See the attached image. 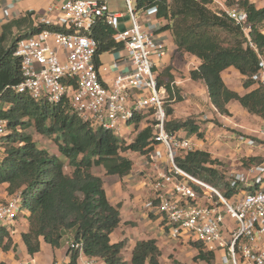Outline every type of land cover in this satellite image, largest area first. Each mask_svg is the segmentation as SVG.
<instances>
[{"label": "trees", "instance_id": "obj_1", "mask_svg": "<svg viewBox=\"0 0 264 264\" xmlns=\"http://www.w3.org/2000/svg\"><path fill=\"white\" fill-rule=\"evenodd\" d=\"M211 3V0H136L135 11L156 9V19L164 22L160 31L170 33L177 51L200 61L197 68L190 71V78L204 82L210 103L219 113L227 114L226 105L235 101L248 114L264 120L262 86L239 95L226 88L220 77L222 71L233 67L244 77V88L254 85L251 77L257 71L258 56L264 50L261 33L264 7L258 8L247 0L226 2L228 6L237 4L245 11L251 47L241 28L224 13L214 11ZM29 17L30 14L7 23L0 34V119L7 121L8 131L0 137V185H6L8 196H18L19 204L28 213V231L22 235V240L32 255L39 251L40 241L57 248L66 234L71 233L72 241L81 245L86 257L99 259L104 264H128L121 256L125 243L109 241V234L120 223L119 207L108 203L102 179L92 170L101 168L105 175L127 176L133 162L126 154L146 155L151 151L156 122L152 123L153 127L139 129L142 117L137 115L132 120L137 133L127 144L110 131L82 122L69 110L65 100L48 105L15 93L13 87L22 81L20 59L14 56L17 42L44 27L50 29L43 25L34 28ZM114 33L104 20L92 27L90 37L96 41V66L98 55L121 49L122 45L114 40ZM166 88L171 94L169 84ZM171 115L172 109L166 104L163 124L166 132L176 135L185 131L188 136L202 138L194 120H175ZM29 128L54 140L60 155L68 161L67 172L60 156L41 149L24 132ZM255 161L254 165L261 162ZM174 163L191 177L222 191L226 198L248 189L230 188L228 178L215 168L220 162L212 160L208 152H184L174 158ZM9 245L10 242L3 248ZM191 245L198 252L194 260L206 264L214 262V255L204 252L200 243ZM68 254L69 264H76L79 252L68 249ZM159 257L154 240L139 241L132 250L130 264H159ZM173 264L180 263L174 261Z\"/></svg>", "mask_w": 264, "mask_h": 264}, {"label": "built area", "instance_id": "obj_2", "mask_svg": "<svg viewBox=\"0 0 264 264\" xmlns=\"http://www.w3.org/2000/svg\"><path fill=\"white\" fill-rule=\"evenodd\" d=\"M125 5L131 26L117 31L120 16L110 12L104 2L63 1L54 19L45 18L40 22L50 29L44 27L17 42L14 56L20 59L22 81L13 91L48 105L65 100L69 110L82 122L118 137H122L124 126L134 124L132 120L137 115L151 111L156 134L151 151L144 156H150L154 163L165 157L169 166L152 178V196L145 209L164 217L172 238L185 234L209 252H219L215 264H264V161L229 176L230 188H248L230 198L175 166L177 155L196 149L189 139L171 135L163 127L165 90L158 85L154 67L155 59L165 55V44L140 28L132 0H125ZM218 12L241 28L252 47L245 11L237 6H222ZM144 13L155 15L156 9ZM99 20L114 29V40L122 45L129 64V69L116 73L111 83L101 79L94 59L96 41L90 32ZM251 79L264 88L262 54L258 56V68ZM7 133V121L0 119V137ZM259 134L264 137V126ZM133 138L123 139L128 144ZM246 139L238 137L239 141ZM157 145L162 148L157 149ZM132 155L135 154H126L129 158ZM20 207L18 196L0 204V228L14 221ZM226 216L234 221L233 227H225ZM67 247L70 252L78 251V258L85 256L79 243L70 240ZM85 258L88 259L80 264H94L93 258Z\"/></svg>", "mask_w": 264, "mask_h": 264}, {"label": "crops", "instance_id": "obj_3", "mask_svg": "<svg viewBox=\"0 0 264 264\" xmlns=\"http://www.w3.org/2000/svg\"><path fill=\"white\" fill-rule=\"evenodd\" d=\"M63 1L65 0H0V34L4 25L29 14L32 26L34 28L41 26L40 22L43 19L52 20L56 17L57 8ZM95 1L104 2L110 12L120 16L117 31H123L131 26L126 5L123 10V4L119 3V0ZM228 1L232 3L238 0ZM247 1L258 8L264 7V0ZM211 2V8L214 11H219L222 6L230 7L226 3L227 0H211ZM231 6H237V4ZM126 15L128 19H125ZM135 16L142 30L154 34L165 44V55L160 59H155L154 72L158 83L160 82L158 85L165 90V105H169L172 109L171 118L194 120L202 134V138H197L196 135L188 136L185 131H180L176 133V136L189 139L194 143L196 150L208 152L212 160L220 162V165L215 168L227 178L236 172H243L248 167L254 166L255 160L263 162L264 137L259 134V130L264 126V120L248 114L235 101L226 105L227 114L219 113L210 103L204 82L190 78V71L196 69L200 61L187 53L177 51L170 33L160 31L164 22L156 19L155 15L135 11ZM261 33L264 35V24ZM262 56L264 57V50ZM97 67L101 79L106 83H111L116 73L127 71L129 64L123 47L119 51L98 55ZM220 77L226 88L239 95H244L257 86L254 84L249 88H244L242 85L244 77L233 67L222 71ZM166 84L171 87V94L168 93ZM170 98L172 99L169 100ZM150 112L144 111L139 114L142 117L138 123L139 129L151 126L149 121L155 120ZM235 127L243 129L247 135L251 134V138L239 141L238 132L226 130V128L233 130ZM134 128V124L124 126L121 131L122 138L135 137L137 132ZM156 148L161 149L162 147L157 145ZM131 160L133 162L131 172L122 178L105 175L101 168L92 170L102 179L108 203L113 207H119L120 223L109 234L110 243H125L121 256L128 264H130L135 244L146 240L155 241L160 251L159 264H173L174 261L180 264H206L194 260L198 252L192 245V247L189 245L192 241L185 234L172 238L167 231L164 217L145 209L152 196V178L169 166L166 158L154 163L150 156L135 154L131 156ZM5 188L6 185H0V204L10 198ZM242 193L243 190L240 191V195ZM224 223L227 228L234 226V221L227 216ZM27 231L28 213L26 210L21 215H16L14 221L0 228V264H69L67 243L72 240L71 233L66 234L57 248L40 241L39 251L30 255L22 240V235ZM9 242V248L4 249L3 246ZM201 246L204 252H209L202 244ZM209 253L214 255L212 264H215L220 253ZM85 257L77 258L76 264L88 259ZM93 259L94 264H104L99 259Z\"/></svg>", "mask_w": 264, "mask_h": 264}, {"label": "rangeland", "instance_id": "obj_4", "mask_svg": "<svg viewBox=\"0 0 264 264\" xmlns=\"http://www.w3.org/2000/svg\"><path fill=\"white\" fill-rule=\"evenodd\" d=\"M135 1L136 0H132V6L133 8L135 9ZM119 3L123 4V10L125 9V2L124 0H119ZM125 19H128V16L126 15V18ZM130 27V26H129ZM127 27V28H129ZM126 28V29H127ZM113 55V54H111ZM152 113V112H150ZM155 122V120H151L149 121V123L151 124L152 126V123ZM154 124V123H153ZM217 124V123H216ZM238 127H235V129H231V128H226L227 131H231V132H238L237 135H240L242 137H246L247 139H250L251 138V134L250 135H247L243 129H237ZM27 135L31 136V138L33 139L34 142H36V144L43 150H46L49 154H52V155H56V156H60V158L62 159V162L64 163L65 165V172L68 171L69 169V166H68V161L63 158L59 151H58V148L57 146L55 145L54 143V140L51 139V138H48V137H44V136H41L39 134H36L31 128L27 129L24 131ZM254 138V137H253ZM261 143V142H260ZM225 178H227L225 175H224ZM223 182H225V179H223ZM222 194L223 192L220 191ZM224 195V194H223ZM25 211V207L21 206L18 210H17V215H21L23 212ZM189 245L191 246V243H189ZM192 247V246H191ZM197 264V263H196Z\"/></svg>", "mask_w": 264, "mask_h": 264}]
</instances>
